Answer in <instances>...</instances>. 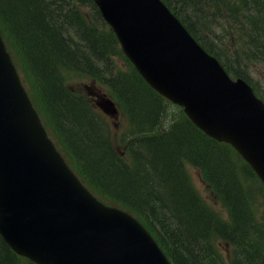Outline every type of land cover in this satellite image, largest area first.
Returning a JSON list of instances; mask_svg holds the SVG:
<instances>
[{"label":"trees","instance_id":"16d2710c","mask_svg":"<svg viewBox=\"0 0 264 264\" xmlns=\"http://www.w3.org/2000/svg\"><path fill=\"white\" fill-rule=\"evenodd\" d=\"M82 3L93 5L92 0H0V25L81 173L102 191L129 203L174 264H264V220L255 218L241 179L245 165H240L231 145L209 137L182 111L164 126L166 100L138 75L119 73L110 76L109 84L124 98L136 123V139L130 143L133 163H127L118 157L109 130L97 120L88 98L65 86V70L109 73L111 55L118 49L112 32L87 27ZM173 3L193 35L231 74L256 83L245 66L247 61H264V0ZM224 9L240 29L241 49L232 63L225 61L224 48L220 50L200 32L210 30L214 14ZM183 159L203 167L206 179L230 210L231 221L204 202ZM248 172L252 170L247 164L244 173ZM220 242L231 246L229 262L220 254ZM23 259L0 235V264H22Z\"/></svg>","mask_w":264,"mask_h":264},{"label":"water","instance_id":"95a60500","mask_svg":"<svg viewBox=\"0 0 264 264\" xmlns=\"http://www.w3.org/2000/svg\"><path fill=\"white\" fill-rule=\"evenodd\" d=\"M96 1L147 80L264 181V103L248 83L230 79L160 0ZM0 234L38 264H171L137 220L100 203L69 169L1 35Z\"/></svg>","mask_w":264,"mask_h":264},{"label":"rangeland","instance_id":"374dc122","mask_svg":"<svg viewBox=\"0 0 264 264\" xmlns=\"http://www.w3.org/2000/svg\"><path fill=\"white\" fill-rule=\"evenodd\" d=\"M223 15L227 16L228 12L227 10H222V12H216L214 16V20L212 23V27L210 30L207 29H200L201 34L205 36L204 33L208 35V37L205 36L206 39L213 41L215 44H219L222 48L227 50V54L230 60H234L233 58L237 55V50L241 49V45L239 44V41L241 40L238 38V35L235 34L240 32V29L233 24V18L229 20L227 18V22L223 19ZM220 19V20H219ZM222 19V21H221ZM241 19H243L241 17ZM241 25L242 22L238 20ZM226 22V23H225ZM222 38V41H219V39ZM217 42V43H216ZM9 48L11 49V45L8 42ZM13 53L18 60L19 66L21 68V72L25 78V81L27 83V86L29 87L32 95L36 99V92L35 88L32 84L31 79L27 76L22 64L20 63L19 58L17 57L14 47L12 46ZM113 58L115 60L116 66L122 70H131L132 66L129 64L128 59L125 57V55L122 54H114ZM248 64L245 66L247 67L248 71L252 74L253 78L257 80L262 88L264 89V62H256V61H247ZM63 77L65 80V86L70 90H78L79 93H85L87 98L90 95L89 92V86H91L93 90H96V88H99L100 90L104 91V93H107V85L102 83L99 79L91 76L92 74L89 73H82V72H74V71H63ZM94 75V74H93ZM105 80V78H103ZM108 94V93H107ZM94 96L91 95V98ZM96 97V96H95ZM166 111L171 110L172 112H178L176 108L171 107V104H166ZM103 119L110 125L111 127V133L113 134V139L115 143H118L117 139L120 141L122 136L127 130H128V119L124 114H121L118 119H110L107 116H104L101 114ZM45 119L47 121V118L45 116ZM140 122V121H139ZM48 123V121H47ZM46 123V125H47ZM141 124V122H140ZM145 124V123H144ZM142 124V125H144ZM106 127V126H104ZM107 128V127H106ZM50 134L51 136L56 140V134L52 130L51 126L49 125ZM153 131V128L147 130ZM146 132V133H147ZM62 148V145L59 144ZM121 146V145H120ZM122 147V146H121ZM65 148V147H64ZM63 148V149H64ZM121 150L123 149L120 148ZM82 167L85 168L84 161L80 160ZM241 165H243L241 161ZM186 169L188 171V174L190 175L191 181L194 184V186L199 191L202 199L204 202L214 211L216 212L220 217L223 219L229 220L230 214L228 208L225 206V204L220 200L219 196L215 193L212 187L207 185V182L202 177V171L196 167L193 166L191 163L187 162ZM241 179L245 185L246 191H247V197L249 204L251 205L255 218L258 221H263L264 219V186L261 183V181L251 172L249 174L244 175L241 174ZM219 251L222 257L225 259L227 258L228 254V246L221 245L219 246ZM22 264H26L25 257H23Z\"/></svg>","mask_w":264,"mask_h":264},{"label":"bare ground","instance_id":"6f19581e","mask_svg":"<svg viewBox=\"0 0 264 264\" xmlns=\"http://www.w3.org/2000/svg\"><path fill=\"white\" fill-rule=\"evenodd\" d=\"M99 178V177H98ZM205 248V247H204ZM185 261V260H184Z\"/></svg>","mask_w":264,"mask_h":264}]
</instances>
